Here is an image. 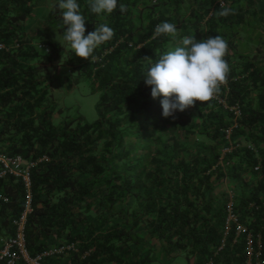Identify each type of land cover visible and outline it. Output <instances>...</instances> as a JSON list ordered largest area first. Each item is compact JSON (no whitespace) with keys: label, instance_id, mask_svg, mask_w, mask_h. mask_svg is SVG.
I'll return each instance as SVG.
<instances>
[{"label":"trees","instance_id":"1","mask_svg":"<svg viewBox=\"0 0 264 264\" xmlns=\"http://www.w3.org/2000/svg\"><path fill=\"white\" fill-rule=\"evenodd\" d=\"M39 1L0 0V151L48 156L31 171L29 252L75 241L88 252L73 255L79 264H170L178 256L186 264H243V236L233 241L230 233L218 250L232 196L240 222L261 234L264 264V0H117L100 16L77 0L85 35L100 24L115 33L95 61L75 56L64 41L58 3L46 20L54 28L36 29ZM222 6L232 13L220 16ZM163 22L176 25L175 38L154 35ZM215 35L228 44L227 83L211 101L163 117L162 97L153 99L143 81V58L155 63L185 37ZM62 66L64 94L81 79L99 93L95 121L62 117L66 107L55 98ZM0 193L8 196L0 201L3 238L13 232L23 188L8 176Z\"/></svg>","mask_w":264,"mask_h":264},{"label":"clouds","instance_id":"2","mask_svg":"<svg viewBox=\"0 0 264 264\" xmlns=\"http://www.w3.org/2000/svg\"><path fill=\"white\" fill-rule=\"evenodd\" d=\"M90 11L97 16L111 14L117 8V0H87ZM57 7L61 10L64 30L63 39L75 56L95 61L94 51L102 44L110 41L114 30L107 24L98 27L85 35V17L81 13L77 0H58ZM120 11H127V6L119 5ZM220 16H228L232 10L223 7ZM155 36L166 35L175 38V24L163 22L155 27ZM228 52L227 41L220 35L208 36L197 40L185 37L182 46L167 51L152 62L145 57L149 68L143 79L150 86L153 99L162 97L160 105L162 116L176 119L177 112L194 107L196 102L206 103L214 99L227 83L230 66L225 60Z\"/></svg>","mask_w":264,"mask_h":264},{"label":"built area","instance_id":"3","mask_svg":"<svg viewBox=\"0 0 264 264\" xmlns=\"http://www.w3.org/2000/svg\"><path fill=\"white\" fill-rule=\"evenodd\" d=\"M6 49V46L0 42V50ZM219 101L223 102L222 99ZM235 116L239 115L236 105L230 107ZM236 123L224 129L225 136L228 137ZM238 143L234 144L237 146ZM230 147H225L223 151H229ZM48 156L42 154L33 159H25L20 154H8L0 151V179L4 177H13L19 180L23 188V199L20 212L11 221L13 226L12 234L3 237L0 241V262L3 264H44L49 257H61V264H79L73 259V255L79 254L85 257L88 252H80L78 244L75 241H64L50 245L41 251L31 254L26 243V221L29 213L32 211V179L31 171L37 164L47 161ZM257 169V166L255 167ZM0 201L7 202L8 196L0 193ZM225 220L222 227V238L218 250L226 245V240L230 233H233V241L238 236L244 237V263L243 264H262L260 260L263 242L259 232H253L247 226L242 224L239 215L235 210L233 197L230 196L224 205ZM232 231V232H231Z\"/></svg>","mask_w":264,"mask_h":264},{"label":"rangeland","instance_id":"4","mask_svg":"<svg viewBox=\"0 0 264 264\" xmlns=\"http://www.w3.org/2000/svg\"><path fill=\"white\" fill-rule=\"evenodd\" d=\"M56 3H58V0H40L33 6L32 18L34 17L36 19L34 25L37 30H39V26H41L40 29H42L46 25L47 27L52 26V29L54 28L52 23L49 24L46 20L48 19L47 15L49 14V9ZM50 36H52L54 40L61 39L57 30H52ZM60 70V75L56 77L58 88L55 86V98L60 104L62 103L66 107V110L62 112V117L64 116L68 119H75L77 115H81L87 122L95 121L97 118L96 103L99 98V93L93 91L86 80L81 79L70 89V91L64 94V83L66 82L64 77L65 66H62L61 69L57 68L56 72L58 73ZM170 264H186V260L183 256H178Z\"/></svg>","mask_w":264,"mask_h":264},{"label":"crops","instance_id":"5","mask_svg":"<svg viewBox=\"0 0 264 264\" xmlns=\"http://www.w3.org/2000/svg\"><path fill=\"white\" fill-rule=\"evenodd\" d=\"M2 238H0V240H1Z\"/></svg>","mask_w":264,"mask_h":264}]
</instances>
